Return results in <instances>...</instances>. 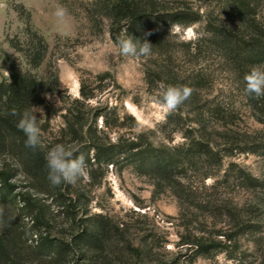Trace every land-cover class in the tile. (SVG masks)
<instances>
[{"label": "rangeland", "instance_id": "rangeland-1", "mask_svg": "<svg viewBox=\"0 0 264 264\" xmlns=\"http://www.w3.org/2000/svg\"><path fill=\"white\" fill-rule=\"evenodd\" d=\"M156 1L138 2L188 17L161 22L165 45L152 47L147 58H130L116 52L112 34L123 37L126 28L105 16L102 6L109 0H0V83H9L10 71L17 69L51 91L42 113H35L43 149L74 146L86 163V175L75 184L53 186L7 153L0 156V182L7 179L14 194L28 197L30 213L50 222L39 231L54 240L69 242L83 226L107 227V243L79 253L85 256L81 264H264V155L245 151L264 139V116L251 110L237 73L208 41L207 22L226 20L230 0ZM58 4L67 11L64 23L53 15ZM256 4L264 21V0ZM188 22L194 23L186 27ZM28 30L48 45L35 68L12 47L26 48ZM161 83L194 86L195 92L181 111L170 113L171 120L168 114L138 132L141 111H152L151 97ZM196 108L224 113L223 121L204 117L206 139L220 163L197 159L171 182L141 169L135 154L148 146L189 143L201 126L194 123ZM244 174L260 183L247 186ZM22 207L19 199L11 210L19 215L29 248L36 236ZM195 244L212 248L199 253ZM34 264L52 263L41 257Z\"/></svg>", "mask_w": 264, "mask_h": 264}, {"label": "trees", "instance_id": "trees-1", "mask_svg": "<svg viewBox=\"0 0 264 264\" xmlns=\"http://www.w3.org/2000/svg\"><path fill=\"white\" fill-rule=\"evenodd\" d=\"M138 1L109 0L107 5L102 6V10L112 23H123L126 28L125 35L141 42L147 41L153 47L165 45L166 40L163 38L160 28L161 22L169 19L175 23H181L179 21L188 17V14L184 12L158 13L152 6L153 2L157 4L156 0H147L152 3L147 6H142ZM258 9L256 0H230L227 6L226 20H219L217 24L213 21L207 22L209 48L220 53L224 61L233 67L244 93L243 78L245 74L253 67L264 66V21L260 17ZM193 23L188 22L184 25L187 27ZM112 37L114 41L117 40L114 34ZM12 47L24 53L28 63L34 68L41 65L48 50L45 40L31 30H28L26 48H22L19 44H12ZM150 72L147 70L148 76ZM42 86L43 84L35 77L17 69L10 71L9 83H0V156L7 153L16 155L23 162L27 173L38 180L49 183L44 149L32 150L25 147V137L16 128L19 117L13 115L14 111L19 113L29 106L42 107L48 93H52L43 90ZM185 86L191 89L188 98L192 97L195 87L186 84H180L178 87ZM245 98L252 111L264 116V96L255 97L245 93ZM200 109L193 110L198 115L194 123L202 127L200 126L196 135L191 133L189 143L173 149L148 146L135 154V160L139 162L140 168L148 170L163 181L171 182L174 181L177 174L185 171L187 163L197 159H203L209 164L220 163L215 146L206 139L204 117L209 113L216 115L218 121H223L226 118L220 108ZM175 111L181 110L176 109ZM171 114L168 116L170 120ZM256 120L260 122L257 118ZM224 125L226 127L227 122H224ZM245 151L264 155V139L257 140L256 143L251 142ZM241 179L252 188L260 183L249 174H244ZM2 180L3 183L0 182V264H34L41 257H45L52 264H66L70 261H73L74 264H81L83 261L81 257L85 256H79V253L98 251L101 246L107 243L108 229L104 224L97 225L94 230L83 226L81 231L74 234L69 242L64 239L50 238L47 234L39 231L42 225L48 227L50 222L40 212L31 214L32 204L28 197H25L24 194H14L12 192L14 186L9 184L7 179ZM19 199L23 203V207L20 209L25 214L24 217L32 220L31 228L36 236L35 245L33 244L29 248L25 246L27 240H24L21 232L19 215L11 210L15 201ZM72 207L71 203L67 205L66 213L71 212ZM195 245L199 253L207 252L212 248L201 244ZM71 255L76 259L72 260Z\"/></svg>", "mask_w": 264, "mask_h": 264}, {"label": "clouds", "instance_id": "clouds-1", "mask_svg": "<svg viewBox=\"0 0 264 264\" xmlns=\"http://www.w3.org/2000/svg\"><path fill=\"white\" fill-rule=\"evenodd\" d=\"M58 23H64L67 16L66 9L57 5L53 12ZM191 35V32H189ZM152 45L147 41L141 42L134 40L129 35L118 37L115 41V49L120 57H149L151 55ZM244 91L246 94L261 97L264 96V67L256 66L245 74ZM191 89L188 87H178L161 83L154 97L153 109L148 113L141 111V119L137 124V131L145 128L154 127L157 122L170 113L174 112L180 105L188 99ZM41 112L38 107L29 106L22 112H13L19 118L16 122V128L21 131L25 137V147L36 150L43 148V142L40 134V127L35 113ZM45 165L48 170V179L51 185L59 186L63 184H75L79 179L86 175V163L82 154H79L78 148L74 146H65L64 144H55L48 148L44 153Z\"/></svg>", "mask_w": 264, "mask_h": 264}]
</instances>
